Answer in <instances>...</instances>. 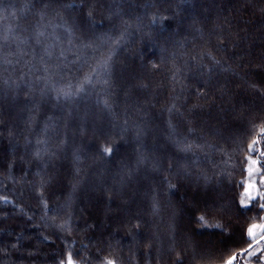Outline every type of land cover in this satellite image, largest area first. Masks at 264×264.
Here are the masks:
<instances>
[{
	"label": "trees",
	"instance_id": "obj_1",
	"mask_svg": "<svg viewBox=\"0 0 264 264\" xmlns=\"http://www.w3.org/2000/svg\"><path fill=\"white\" fill-rule=\"evenodd\" d=\"M262 128L264 0H0V264L247 255Z\"/></svg>",
	"mask_w": 264,
	"mask_h": 264
},
{
	"label": "snow or ice",
	"instance_id": "obj_2",
	"mask_svg": "<svg viewBox=\"0 0 264 264\" xmlns=\"http://www.w3.org/2000/svg\"><path fill=\"white\" fill-rule=\"evenodd\" d=\"M153 20H155V17H153ZM264 132V128L261 130ZM260 143L259 140H253L251 144L248 145V147L253 151V153L259 151V156L256 158H253V156L247 157V171L249 174V177H254L257 174L261 177V185L264 186V167H261L262 164H264V150H258L256 148V145ZM106 151L111 152V149H106ZM245 193L248 196V200H241V203L247 206L248 203L251 202V200L254 198V195H258L261 199H264V191H260L256 188L255 181L253 180L251 183L248 184V187L245 189ZM6 199V198H5ZM203 220L204 218L201 217ZM254 229H259V232H254ZM249 236H255L259 235L261 240H264V224L259 225H252L248 230ZM249 248H252V245H249ZM247 251V250H246ZM261 251V248L259 244H257V247L255 251L251 253V255H256V252ZM264 258V257H262ZM235 259V256L229 258L228 261H226V264H233V260ZM60 264H65L64 261H61ZM67 264H76V262L73 260L72 254L69 252L67 254ZM107 264H116L115 260H108Z\"/></svg>",
	"mask_w": 264,
	"mask_h": 264
},
{
	"label": "rangeland",
	"instance_id": "obj_3",
	"mask_svg": "<svg viewBox=\"0 0 264 264\" xmlns=\"http://www.w3.org/2000/svg\"><path fill=\"white\" fill-rule=\"evenodd\" d=\"M262 144V148L264 150V143H261ZM259 147L257 148L258 150H261L260 148V144L258 145ZM256 155H254L253 158H256L259 156V151L255 152ZM261 167H264V164L261 165ZM255 181V184H256V188L260 191H264V186L261 185V177L259 174H257L256 176L254 177H249V174L246 178V182H245V185H246V188L248 187V184L251 183L252 181ZM253 199H259V203H260V207L261 209H263V213H264V199H261L258 195H254V198ZM259 224H264V214L262 215V220L257 223L256 225H259ZM254 232H259V229H254ZM257 237L256 240H258L260 238L259 235H255ZM255 240V242H256ZM257 244H259L260 248H261V251L259 252H256V255H251V253L253 251H255L256 247H257ZM256 245H254L251 249H248L249 251L247 252V255H244L241 257H238L237 259H235V261L233 262V264H264V240L260 241L259 243H257ZM226 264V263H225Z\"/></svg>",
	"mask_w": 264,
	"mask_h": 264
},
{
	"label": "water",
	"instance_id": "obj_4",
	"mask_svg": "<svg viewBox=\"0 0 264 264\" xmlns=\"http://www.w3.org/2000/svg\"><path fill=\"white\" fill-rule=\"evenodd\" d=\"M260 241H262L260 238L258 239V240H256V242H253L251 245H252V247L254 246V245H256L257 243H259ZM248 249H250L249 247L247 248V250ZM246 250H244V251H242V253H244ZM233 256H235V259H237L238 258V255L237 254H235V255H233ZM232 256V257H233ZM235 259L233 260V262L235 261Z\"/></svg>",
	"mask_w": 264,
	"mask_h": 264
},
{
	"label": "flooded vegetation",
	"instance_id": "obj_5",
	"mask_svg": "<svg viewBox=\"0 0 264 264\" xmlns=\"http://www.w3.org/2000/svg\"><path fill=\"white\" fill-rule=\"evenodd\" d=\"M260 148H261V150H263L262 147H260Z\"/></svg>",
	"mask_w": 264,
	"mask_h": 264
}]
</instances>
